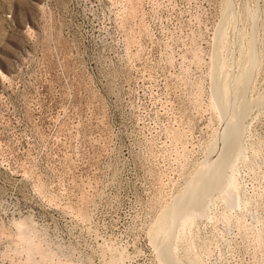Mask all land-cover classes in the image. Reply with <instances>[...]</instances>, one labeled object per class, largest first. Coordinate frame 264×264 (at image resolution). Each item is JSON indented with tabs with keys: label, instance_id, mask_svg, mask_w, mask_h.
Segmentation results:
<instances>
[{
	"label": "rangeland",
	"instance_id": "rangeland-1",
	"mask_svg": "<svg viewBox=\"0 0 264 264\" xmlns=\"http://www.w3.org/2000/svg\"><path fill=\"white\" fill-rule=\"evenodd\" d=\"M0 264H264V0H0Z\"/></svg>",
	"mask_w": 264,
	"mask_h": 264
},
{
	"label": "bare ground",
	"instance_id": "bare-ground-1",
	"mask_svg": "<svg viewBox=\"0 0 264 264\" xmlns=\"http://www.w3.org/2000/svg\"><path fill=\"white\" fill-rule=\"evenodd\" d=\"M239 124V123H238ZM240 127V126H239ZM238 129V128H237ZM240 129V128H239ZM232 130H234V128L232 129ZM240 131H236V129H235V138H237V136H238V134L237 133H239ZM230 133V132H229ZM232 133V132H231ZM231 135V134H230ZM229 135V136H230ZM227 138V137H226ZM224 139V138H223ZM235 141V140H234ZM227 142V141H226ZM231 143H234V142H231ZM236 144V143H235ZM231 146H233V144L231 145ZM230 146V147H231ZM231 150H232V148H231ZM228 152V151H227ZM230 154V153H229ZM225 155H226V153H225ZM228 155V154H227ZM226 158H228V156L226 157ZM226 158L225 157H220V158H218L217 159V161L218 162H220L221 164H220V167L222 166V164L225 162V160H226ZM216 160V159H215ZM227 161V160H226ZM220 167L218 168V167H216V165H215V167L212 169V172H211V174L214 176V177H216L218 174H221V173H223L221 170H220ZM223 169V168H222ZM211 175V176H212ZM205 180H207V178L205 177ZM213 186H214V184H212ZM203 190V189H202ZM227 193H229L228 195H230L231 193H233V191H230V190H228V189H226L225 190ZM206 192V191H205ZM236 192V191H235ZM204 194V193H203ZM198 195V194H197ZM232 196V195H231ZM233 197V196H232ZM235 197V196H234ZM231 200H233V199H231ZM235 201V200H234Z\"/></svg>",
	"mask_w": 264,
	"mask_h": 264
}]
</instances>
